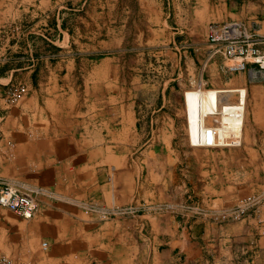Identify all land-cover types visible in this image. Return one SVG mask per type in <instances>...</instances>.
Wrapping results in <instances>:
<instances>
[{"label": "crops", "instance_id": "obj_1", "mask_svg": "<svg viewBox=\"0 0 264 264\" xmlns=\"http://www.w3.org/2000/svg\"><path fill=\"white\" fill-rule=\"evenodd\" d=\"M71 1L0 0V33L27 32L0 53V189L45 191L30 220L0 205V256L264 264V185L235 200L238 170L251 192L264 161V112L242 140L264 72L247 42H209L226 27L263 40L264 0H151L132 43L109 7Z\"/></svg>", "mask_w": 264, "mask_h": 264}, {"label": "rangeland", "instance_id": "obj_2", "mask_svg": "<svg viewBox=\"0 0 264 264\" xmlns=\"http://www.w3.org/2000/svg\"><path fill=\"white\" fill-rule=\"evenodd\" d=\"M162 1L160 3H162ZM71 2H72V5H75V7H78L79 5L80 8L82 6L83 7H86V6L97 7V6H101L102 3L104 6L109 7L111 10L110 19L111 21H115L113 25L122 26L123 24H126V28H125L126 38L129 43H132L135 41L136 29L137 28L139 29L141 26H143L140 20L143 19L144 14L148 13V9H146L145 12H142L141 10L143 8H150V6H153L151 3V0H87V1L86 0H72ZM118 22L119 24H117ZM24 34L27 35V32L22 33L21 31H18V30L1 32L0 33V53H3V54L9 53L11 48L6 47V44L8 43L7 41L21 39ZM30 34L32 35V33ZM212 45H217V44H212ZM27 49L35 50L34 48H31V47ZM16 51H19V48L12 49L13 54H16L17 53ZM150 75L152 76L153 74H150ZM259 75L260 73L258 74V76ZM207 79H209L208 76L205 77L206 81ZM256 83L257 84L262 83L260 78ZM257 84H254V85H257ZM191 88L192 87L186 88L185 90L191 89ZM208 88H211V87H208ZM243 88L247 90V87H243ZM10 90L14 91L15 93L14 97H12L11 99L12 101L9 99V101H11L10 103H13L17 100L21 91L17 90L16 88H12ZM263 112H264V94L262 92V89L252 88L251 91L250 90L247 91V99H246L245 114H244V131L242 134V140H243V137L246 135L245 130H246L247 125L249 126L250 122L253 119H255V117L256 119L262 118ZM211 124H212V121H211ZM186 125H187V121H186ZM242 140H241V144H242ZM253 166H254V176H255V180L253 181V184L255 183V186H254L255 191L253 190L247 193V191L245 190V188L247 187L246 186L247 184L244 181L245 170L239 169L238 178H237L238 191L236 192L237 197L235 199L236 201L245 195L252 194L260 190H263L262 187L258 188V186L264 185V161L263 159L261 158L254 159ZM9 187L14 190L10 189ZM44 193L45 191L41 189L23 191L16 187L6 186L0 189V205L10 210V212L12 211V213L14 212V214L16 213L17 215L21 216L25 220H28V219L30 220L38 212V209H39V204L37 201L38 196H41ZM88 206H97V207L104 208L103 206H99L95 204H87V205H84L83 208H85V210L88 211L87 210ZM114 209H118V208H114ZM88 212L93 213L90 211ZM93 214L100 216V214L98 213H93ZM0 264H11V260L8 257L0 256Z\"/></svg>", "mask_w": 264, "mask_h": 264}, {"label": "bare ground", "instance_id": "obj_3", "mask_svg": "<svg viewBox=\"0 0 264 264\" xmlns=\"http://www.w3.org/2000/svg\"><path fill=\"white\" fill-rule=\"evenodd\" d=\"M231 27V26H230ZM237 30V29H236ZM247 42L246 45H251V56L245 59L246 67L248 71H251L250 67L253 66L252 77H258V74L264 72V39H251L240 34L238 31L232 30V28L226 27L221 30L215 31L210 35L209 42L212 44H219L221 42H227L234 44L238 41ZM234 63L240 64L243 62L242 56L236 54L232 57ZM256 69V70H255Z\"/></svg>", "mask_w": 264, "mask_h": 264}]
</instances>
